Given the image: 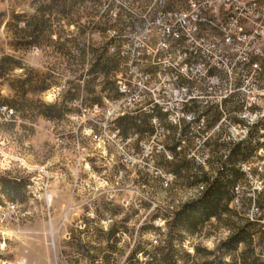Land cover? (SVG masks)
<instances>
[{"label": "rangeland", "instance_id": "374dc122", "mask_svg": "<svg viewBox=\"0 0 264 264\" xmlns=\"http://www.w3.org/2000/svg\"><path fill=\"white\" fill-rule=\"evenodd\" d=\"M186 2L0 0V61L10 58L0 65V264H163L150 258L168 240L177 264H264V154L252 147L257 131L239 138L235 101L220 105L221 93L209 91L216 82H203L184 87L200 98L181 106L170 75L158 93L135 101L116 88L119 79L127 87L139 80L122 49L147 46L158 32L142 26ZM48 5L51 34H32L31 43L26 22ZM150 64L146 58L140 68L149 72ZM229 87L222 78L220 91ZM153 100L167 111L145 109ZM221 118L229 124L215 130ZM256 121L257 110L246 113V124ZM248 138L253 150L244 169L236 165L242 174L229 204L252 224L247 241L222 245L243 224L235 216L211 217L194 233L173 230L177 211L205 187L190 177H215L232 144Z\"/></svg>", "mask_w": 264, "mask_h": 264}, {"label": "built area", "instance_id": "2783aa9c", "mask_svg": "<svg viewBox=\"0 0 264 264\" xmlns=\"http://www.w3.org/2000/svg\"><path fill=\"white\" fill-rule=\"evenodd\" d=\"M142 27L158 33H151L147 46L138 48L136 54L125 52L124 48L120 52L123 57L129 56L128 67L139 73L129 69L128 74L139 80L133 86L127 84L130 90L117 80L119 95L134 101L140 95L153 96L164 86L163 78L170 75L183 94L180 105L185 106L200 97L194 91L192 95H184V87L216 82V89L209 91L221 93L217 102L237 104V117L242 123L233 126L241 128L243 136L239 138H245L247 131H257L253 143L264 154V112H258V102H264V81H261L264 79V0H187L180 9L158 11ZM146 58L151 63L149 72L140 68ZM212 68H220V79L212 78ZM222 78H231V87L220 91ZM141 83H145L148 92L142 90L145 87ZM200 103L205 108L210 106L207 101ZM155 106L167 111L158 100L144 108ZM250 110H257L258 121L254 124H246V113ZM225 121L221 118L213 128L218 130Z\"/></svg>", "mask_w": 264, "mask_h": 264}, {"label": "trees", "instance_id": "16d2710c", "mask_svg": "<svg viewBox=\"0 0 264 264\" xmlns=\"http://www.w3.org/2000/svg\"><path fill=\"white\" fill-rule=\"evenodd\" d=\"M49 7L50 5L39 8L40 18L36 19L33 17L30 21L26 22V24L31 27V33L29 34L30 38L32 36L30 41L31 43L35 44L37 42L36 37H33L35 33H46L47 37L50 36L51 31L49 30V24H47V20L43 18V12L49 9ZM5 60H10V58H2L0 65L3 64ZM3 103H5V100ZM225 103L226 102H224V104ZM4 108L7 109V106L4 105ZM207 108H209V106ZM153 110L161 111L157 106H155ZM122 120L125 119H120V121ZM216 121L217 119L214 120V122ZM238 122L240 123L241 121L238 118H235L234 123L236 124ZM249 141L251 142V140L248 138L245 141L232 144L227 154V161L220 165L219 169L216 171L215 177L203 172L200 174L194 173L193 176L190 177L192 179V184L196 185L198 183L204 182L205 187L201 188L198 196L187 200L177 211L172 222L173 230H175L177 233H179V231L194 233L197 226L211 217H214L216 220H219L221 215H224L227 217V219H229L231 216H235L236 218L238 217L236 216L237 214L231 208H229V204L232 199V188L242 174L236 165L238 163H240V166L242 163L244 164L245 160H247V158L250 156V151L253 150L252 147L257 146V143L252 142L253 146L251 147ZM181 169V165L175 166L172 170L173 174L178 175ZM237 221H241V223H243L242 226L233 228L234 232H232L227 240L222 243V245L227 249H235L239 243L247 241L248 237L246 236L245 228L251 227L252 224L246 220H241L240 217L237 218ZM231 223L234 224L233 222ZM227 225H230V227L232 226L229 221L227 222ZM110 232L113 233V230H110ZM173 250L172 241L168 240L165 243V247H157L158 253L156 252V255L158 254V256L153 255L150 259L156 260L163 264H177L176 259L173 258ZM197 252H199V249L195 248L194 254ZM207 253L211 254L212 252L210 251ZM136 254L137 252H133L129 259L133 260ZM185 258L186 262H188L191 258V255L187 253L185 254ZM217 264L225 263L220 259Z\"/></svg>", "mask_w": 264, "mask_h": 264}, {"label": "bare ground", "instance_id": "6f19581e", "mask_svg": "<svg viewBox=\"0 0 264 264\" xmlns=\"http://www.w3.org/2000/svg\"><path fill=\"white\" fill-rule=\"evenodd\" d=\"M216 71H220V68H212V74ZM212 78H214V76H212ZM228 80L231 81V78H228Z\"/></svg>", "mask_w": 264, "mask_h": 264}]
</instances>
